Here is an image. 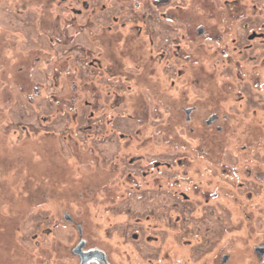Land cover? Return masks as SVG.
<instances>
[{"label": "rangeland", "instance_id": "1", "mask_svg": "<svg viewBox=\"0 0 264 264\" xmlns=\"http://www.w3.org/2000/svg\"><path fill=\"white\" fill-rule=\"evenodd\" d=\"M218 156L263 181L264 0H0V231L37 225L47 254L17 239L15 264L75 262L57 254L65 210L112 264H248L264 195L251 205L238 191L253 181H216ZM145 174L205 206L123 195Z\"/></svg>", "mask_w": 264, "mask_h": 264}, {"label": "flooded vegetation", "instance_id": "2", "mask_svg": "<svg viewBox=\"0 0 264 264\" xmlns=\"http://www.w3.org/2000/svg\"><path fill=\"white\" fill-rule=\"evenodd\" d=\"M198 31H199V29H198ZM202 33L198 32V34H202ZM189 108H191V110L194 109L193 106L189 107ZM189 108H187V109H189ZM187 109H185V111ZM211 116H214L215 118L212 119L211 122H209ZM187 119H188V116H187ZM220 121H222V119L219 117V115L216 112L212 111L208 115V118L205 121V123H206L205 125H206L207 128H209V127H212L215 124L216 131L220 132L223 129V126L220 123ZM259 127L261 128V125H259ZM206 147L207 146H205V149H206ZM251 148H252V146H251ZM251 148L248 150L249 154L252 153ZM242 149H244V146H242ZM233 153H234L233 156H235V152H233ZM248 163H249V160H248ZM252 163L255 164V165L257 164L254 161ZM261 163L264 164V162H261ZM261 163H259V167L258 166H256V167L257 168H261L260 171L263 172L262 173L263 175L260 176L263 181L262 182H258V183H260V185L262 184L263 187H261L259 184H258L259 186H256L255 185L257 183L256 180H254L252 177H247L246 174H244L245 175L244 178L246 180H249V182L253 181V183L251 184L252 187H250L245 194H243L242 191H238L239 194H241V196L243 198L246 197L248 202H251V205H254L253 202H254L255 195H257V194L259 195L261 193L264 195V166L260 167ZM215 164L216 165L214 167L216 168V171L214 173H212V172L211 173L215 177L216 181H219V180L222 181L224 179V177L231 178V179L233 178L235 180L243 178L242 177V173L239 172V170L236 167L235 168H236L237 171L234 170L232 172H228L223 167V156H218V158L215 161ZM251 173H252V169L250 167V168L247 169V175H251ZM133 177H132L133 179L131 180L132 183L126 181V179L123 181V184H125V186H127V187L123 188V192H124L123 195H126V194L128 195V192L130 191V189H134V190H137V191H142L143 193H150V194L157 192V195H163L165 193L167 195V197L166 198H162V196H161L160 199L167 200V202L169 203L168 205L170 207H174L176 205V203H175L176 202L175 197H177L176 194H178V195H182L183 194V196H184L183 197L184 198L183 201L186 202L189 206L196 207L199 203L203 204L202 207L205 206V201L207 200L205 192H203V194L201 192L202 196H201V194L199 195V194L190 193V195H188V197L185 198L186 195H185V193L183 191H178L177 189H174V185H175V182H176L175 178H172L173 182H172V180L170 181V185H172V189L171 188L163 189V188H160V187H158L157 185L154 184L155 183L154 179H148L146 174L144 175V178L141 179V182L138 181L139 180L138 179V175L137 176H133ZM185 179L187 180V181H185V184L186 183L188 185L194 184V187L198 185L197 182L189 181L191 179L190 176H187ZM130 185H131V187H130ZM189 192H191V191H189ZM195 192H196V189H195ZM263 199H264V196H263ZM219 206H221V205H219ZM250 210H251V208L248 209V211H250ZM63 212H64L63 222H62L61 225H57L56 229H58V227H62V228L65 227V228H67L69 230V235L66 236L65 240H63L64 237H61V236L59 237V240H60L61 244H64L63 241H68L67 244H69V246L67 248V251H65V252L57 251V254L59 252V254H58L59 261L64 260V262H65L67 259L73 258L75 262L72 263V264H80L83 253L86 254L85 252L90 251V250H94V249H100V250L105 251L99 245L89 246L88 245L89 244L88 238L85 235L87 232H86V228H85L84 224L81 223L78 220H75L68 210H65ZM12 223H13V221H12ZM15 223L16 222H14L12 225H10V223H9L7 225L8 226L7 227L8 230L4 231L5 230L4 229L3 230L4 232H2V229L5 226L4 225H0V228H2L1 231H0V238L6 240L8 242L9 253H10V254L8 253V255H7L8 257L4 258L7 261V263H4V262L3 263L4 264H15L16 257H18V255L16 256L15 253H14V250L16 248L17 239H18L17 243L19 244V242H20L19 245H21L22 248L19 245L17 247L19 249H24L25 252L27 251L25 249H28V252H29L30 256H32V254H34V253L39 252L41 258H43V256L47 258L46 252L43 253V248L45 247L44 244H43V241H40V243L34 242V239L35 240L37 239V231H36L37 225H35V228L33 230V231H35L34 233H32V231H31L29 234H27L25 232H21L20 231V228L22 230V226L25 223L24 221L23 222L20 221L19 222L20 225L18 224V226H16ZM17 227H18V229H16ZM18 232H21V235L18 236L17 235ZM82 241L85 243L83 248L76 250L77 246ZM31 242H33L32 245H31ZM31 250L33 251V253H32ZM252 253H253L252 257H250L248 255L249 258H250V261L247 262L248 264H264V236H263L262 241H260V243L258 245L253 247ZM106 255H107V253H106ZM224 256H227V260L229 259V254H224L223 257ZM223 257H222V263H226L227 260L224 261ZM86 258H87L86 264H105L103 260H100V259H98L96 257H92L91 254H86ZM107 259H108V255H107ZM43 260L47 264L46 259H43ZM108 262L110 264H112L111 261H109V259H108ZM18 263H20V262H18Z\"/></svg>", "mask_w": 264, "mask_h": 264}, {"label": "water", "instance_id": "3", "mask_svg": "<svg viewBox=\"0 0 264 264\" xmlns=\"http://www.w3.org/2000/svg\"><path fill=\"white\" fill-rule=\"evenodd\" d=\"M198 32H199V33H202V32H203V28H202V27L199 28V31H198ZM191 111H192L191 108H189V109L186 110V113H187L188 119L190 118V113H191ZM214 118H215L214 116H211L209 122H211L212 119H214ZM84 244H85V243H84L83 241H82L81 243H79V245L77 246L76 250H78V249H82L83 246H84ZM85 253H86V254H91L92 257H96V258H98V259H100V260H103L105 264H110V263L108 262L107 255H106L105 251H103V250H100V249H94V250L87 251V252H85ZM86 254L83 253L80 264H86V260H87V258H86ZM223 260L226 261V260H227V256H224V257H223Z\"/></svg>", "mask_w": 264, "mask_h": 264}, {"label": "trees", "instance_id": "4", "mask_svg": "<svg viewBox=\"0 0 264 264\" xmlns=\"http://www.w3.org/2000/svg\"><path fill=\"white\" fill-rule=\"evenodd\" d=\"M80 141L83 142V148H81V149H83V150L88 149V148H84L86 145H88L86 139L82 137V138L80 139ZM85 144H86V145H85ZM115 181H116V183H117V180H115ZM118 184H119V183H118ZM119 185H120V184H119Z\"/></svg>", "mask_w": 264, "mask_h": 264}]
</instances>
